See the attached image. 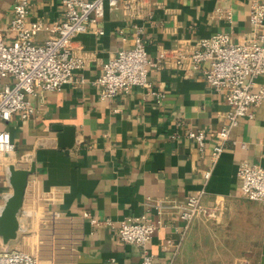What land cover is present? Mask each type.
<instances>
[{
	"label": "crops",
	"instance_id": "0c3cea01",
	"mask_svg": "<svg viewBox=\"0 0 264 264\" xmlns=\"http://www.w3.org/2000/svg\"><path fill=\"white\" fill-rule=\"evenodd\" d=\"M15 1L0 0L6 44L14 37L9 26ZM249 15L250 0H125L105 10L103 35L90 30L75 37L72 50L84 66L75 71L74 83L29 97L35 113L27 121L13 115L0 123L15 147L0 166V209L11 193L8 167L34 169L17 237L5 248L33 254L39 264H141L140 249L119 241L120 222L141 215L155 221L156 201L182 204L204 189L203 206L221 205L222 219H196L184 233V222L166 215L148 246L154 264H264V203L245 200L236 177L244 162L264 167V103L251 109L252 118L239 120L234 143L211 169L214 135L229 107L200 70L150 71L152 89L164 96L159 103L140 87L101 100L93 84L103 65L137 35L153 60L162 51H190L219 33L240 42L252 33ZM62 18L63 0H28V22ZM46 38L42 32L35 42ZM255 83L264 86V77ZM64 130L73 134L71 148L59 146ZM188 131L205 134L202 152ZM83 213L109 219L113 228H93Z\"/></svg>",
	"mask_w": 264,
	"mask_h": 264
},
{
	"label": "built area",
	"instance_id": "2783aa9c",
	"mask_svg": "<svg viewBox=\"0 0 264 264\" xmlns=\"http://www.w3.org/2000/svg\"><path fill=\"white\" fill-rule=\"evenodd\" d=\"M120 1L125 0H63L62 20L49 24L28 22V0L15 1L9 26L14 35L11 43H5L0 30V123L8 122L13 115L22 122L27 121L35 113L29 97L39 91H59L74 83L75 71L84 66L83 58L72 50L74 38L90 30L103 35L100 25L105 10L117 9ZM249 23L252 33L240 42L234 43L228 34L219 33L200 39L190 51H162L153 60L148 59L144 42L137 35L129 49L118 51L103 65L101 75L93 82L99 90V98L111 100L127 94L133 87H140L159 103L164 96L152 89L148 79L150 71L168 67L200 70L206 83L223 95L229 107L209 153L212 169L226 146L234 143L231 134L239 120L252 118L251 109L264 103V86L255 83L258 77H264V0H250ZM42 32L47 38L36 43L35 38ZM202 64L207 68L202 69ZM187 137L195 142L199 151L204 150L206 136L203 132L188 131ZM14 150L9 133L0 129V166L3 158ZM209 175L210 171L205 173L206 180ZM236 177L245 200L264 203V167L244 162L237 168ZM204 194L201 189L182 204L156 201L155 221L145 215L128 217L116 228L119 241L140 249L141 264H154L148 246L152 235L164 226L166 215H175L183 221L184 233L196 219H222L223 207L203 206ZM82 217L93 228H113L109 219H96L89 213H83ZM0 264H39V260L28 252L6 249L0 241Z\"/></svg>",
	"mask_w": 264,
	"mask_h": 264
},
{
	"label": "water",
	"instance_id": "95a60500",
	"mask_svg": "<svg viewBox=\"0 0 264 264\" xmlns=\"http://www.w3.org/2000/svg\"><path fill=\"white\" fill-rule=\"evenodd\" d=\"M67 134V130L63 131ZM62 141L61 148H71L73 145V134L59 137ZM33 167L29 170H19L14 166L8 167V183L11 189L0 211V241L3 245L14 241L19 229L18 213L21 209L28 175L33 173Z\"/></svg>",
	"mask_w": 264,
	"mask_h": 264
}]
</instances>
